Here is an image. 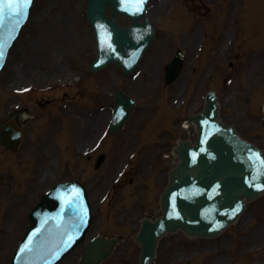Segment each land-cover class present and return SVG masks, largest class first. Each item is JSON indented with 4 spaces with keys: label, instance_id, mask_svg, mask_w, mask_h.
<instances>
[{
    "label": "rangeland",
    "instance_id": "374dc122",
    "mask_svg": "<svg viewBox=\"0 0 264 264\" xmlns=\"http://www.w3.org/2000/svg\"><path fill=\"white\" fill-rule=\"evenodd\" d=\"M87 1L37 0L1 77L0 127L20 100L27 108L22 118L28 122L20 150L15 153L0 145V264H10L15 247L30 225L27 213L41 194L57 181L73 178L89 187L94 221L88 238L98 232L124 237L104 264H138L140 246L135 237L140 220L161 213L159 199L168 182V171L179 161L172 155V148L178 139L195 138L194 127L187 126V118L201 111L204 97H199L194 86L189 56L174 83L165 85L164 73L165 63L178 46L191 49V44L196 48L192 32L182 35L181 45L176 40L197 21L184 6L171 8L178 0H153L148 13L160 27L136 75L125 76L114 64L92 74L89 64L96 56V46L85 16ZM187 1L181 3L187 4L189 10L201 8L197 3L201 1L206 13H211L215 4L224 8L231 4L223 15L213 13L210 23L216 30L211 34L219 31V25L223 28L230 8L241 14L240 23L246 31H257L263 0ZM121 20L128 23L125 18ZM240 43L239 46H244H237L236 51L246 49V41L241 39ZM47 50L53 60L46 66L42 53ZM217 54L222 56L221 51L217 50ZM226 63L223 61L222 69L228 67ZM247 80L243 74L233 86L245 88L243 92L250 96ZM61 82L66 83L65 89L60 88V92L54 89L52 96L40 102L41 95L35 91L25 95L14 92L25 86L43 87ZM116 86L139 102L124 130L105 137ZM65 92L68 103L61 110L63 115L59 120L55 110ZM220 92L223 119L264 147V120L256 115L260 117L261 112L255 108L246 115L242 91L234 89L233 94L238 97L232 98L222 84ZM252 111L255 113L251 115ZM242 116L251 117L252 124L242 122ZM98 140L100 147L93 150ZM101 154H105V159L99 169L95 164ZM127 165L132 172L116 182ZM108 192L110 197L104 201ZM248 205L239 221L217 237L191 238L183 232L166 235L160 240L153 264H264V194ZM80 250L81 247L60 264H78Z\"/></svg>",
    "mask_w": 264,
    "mask_h": 264
},
{
    "label": "water",
    "instance_id": "95a60500",
    "mask_svg": "<svg viewBox=\"0 0 264 264\" xmlns=\"http://www.w3.org/2000/svg\"><path fill=\"white\" fill-rule=\"evenodd\" d=\"M137 2L138 0H89L87 16L92 23V26L95 27L98 36L100 35L102 37L104 48L99 52V56L104 55L106 58L105 61L115 60L121 66H125V64L116 56L118 55L116 51L117 49L119 52H123V54L126 55L124 58L125 61L132 59L136 63L139 59V54H141L151 45L150 43H152L153 41L155 30L152 29L148 18H146V21L144 23L139 22V19L144 17V6L141 7V5L137 8ZM107 8L111 10V17L105 15ZM6 12V17L11 19V23H8L7 20H5L6 18L4 19L5 23L2 20ZM119 14L130 16L132 18V24L128 27H122L117 20ZM25 18H27V12L26 7L24 6H21L20 10L8 9L7 6L5 8L0 7V52L3 53V55L0 56V73L5 65L4 60L7 59V50H11V48L13 47L15 42L14 39H16L21 26L25 23ZM108 30L111 31V34L108 32ZM109 35H111V40L109 38ZM129 50L130 52H128ZM178 61L179 60L177 58V61L174 60L171 64L167 65V71H169L167 78L168 81H171L176 77L181 67V63L179 64ZM98 68H100L99 64L92 67L94 71L98 70ZM130 71L131 69L129 68L128 72ZM117 97L119 98L118 105L121 106V108H127V113L129 114L133 107L128 105V98L122 93H120ZM211 102H215V100H209V105L207 106V109L203 113H201L202 115L197 116L196 118L194 117L196 120H199L200 117H205L204 120L211 119V121L214 123V116L212 115V113H210V109L213 107V103ZM120 114L121 112L117 108L116 116L112 124L113 128L118 129L119 127H121L122 121L125 119V115L123 114L122 116H120ZM207 123L212 124L210 121H207ZM232 140L235 144L239 141L238 139H236L235 135L232 136ZM211 141L213 142V139ZM217 144L218 143L214 142L212 144L213 146H211V148L215 152L214 155L216 156L214 161H218V163L213 164V169H215V172H217L218 177H221L230 172V169H227V165H234L238 162V158L234 156L232 149H227L225 147L221 151V154L218 153ZM183 145H185V143H183ZM13 148L16 150L17 146L15 145V147ZM177 151L182 154V156L184 155L181 147L178 148ZM211 170L212 169L210 168V165H207L206 168H203V170L200 171V167H197L196 165H193L192 167L191 163H189L188 161L185 162V160L183 159L180 166H178V168L172 173V182L169 186L170 188L167 190L166 194H164L163 202L165 201V203L168 204V199L166 198L171 192L173 183L182 182L185 186H187L189 184L188 181L191 178L190 176L193 175L194 177H197L196 174L199 171L200 172L198 174V177L194 179V183H198L202 186L206 185L208 190L210 188V179L206 175H208ZM236 175H239L238 171H236ZM233 179H235V175L232 177V181L223 190V194L221 195H219V193H212L209 195L203 194L195 196L196 199L203 202L206 201L215 203V209L223 213L222 215H219L215 212V214L212 215L214 217H219L220 220H222L221 224L218 225L217 228L211 229L210 231H202L203 228L208 229L210 225L201 223L205 218L201 216V212L199 211V209L192 208L191 206L183 208L182 205H179L182 208L181 211L183 215L185 216V214H187V216L185 218L182 217L176 220H171L170 217L167 218L165 216L160 221V232L175 230V228L177 227H182L186 232L190 234L212 235L213 233L219 231V228L222 225L225 226L234 218L235 215H232L235 214V212L237 214L240 211V205L245 203L243 199L244 196L247 195L248 198H253L258 192L261 191V189H256L254 187L248 189V191L240 190L239 188L241 187V185L237 182L233 183ZM250 186L252 187V185H249V187ZM234 197H236V199H234ZM234 200H236V204ZM81 204H76L74 207H71L70 203V205L64 207L62 206L59 210L58 201L55 200V198H53L51 195L46 196L37 208V211H43V224L40 225L38 229H35L34 232L40 233L49 219H56L61 223V219L63 217L62 213H64L65 209H68L70 214H73L75 211H77V213L80 215V218L78 219L74 214V219L69 224L70 234L69 232L67 234V237H69L70 235L72 241H75L77 237L79 238L82 235V232L87 227V221H85L84 218V216H86L85 209L83 212ZM237 204L239 205L238 212L237 210H235L230 215L225 214L226 212L233 210ZM46 209L52 210L54 214H49ZM30 216L34 222H37L36 216H40V213H37L36 215L35 211ZM47 217L48 219H46ZM67 237H65V240ZM82 238L83 235L81 236V238H79V240L81 241ZM116 242V239H109L105 237H99L93 242H87L84 249V258L82 260V264H99L101 260L107 258L111 254ZM147 251L148 248L145 249V256L147 255Z\"/></svg>",
    "mask_w": 264,
    "mask_h": 264
},
{
    "label": "flooded vegetation",
    "instance_id": "af4514ba",
    "mask_svg": "<svg viewBox=\"0 0 264 264\" xmlns=\"http://www.w3.org/2000/svg\"><path fill=\"white\" fill-rule=\"evenodd\" d=\"M238 56V55H237ZM249 58H251L250 60H255V59H257V58H255V56L253 55V54H250V56H249ZM250 68H249V70H248V72L249 73H251V74H255V73H258V72H261V70L260 69H255L254 68V64H253V61L250 63Z\"/></svg>",
    "mask_w": 264,
    "mask_h": 264
},
{
    "label": "bare ground",
    "instance_id": "6f19581e",
    "mask_svg": "<svg viewBox=\"0 0 264 264\" xmlns=\"http://www.w3.org/2000/svg\"><path fill=\"white\" fill-rule=\"evenodd\" d=\"M58 38H59V37H58ZM95 124H96V123H95ZM224 147H225V146H224ZM225 148H226V147H225ZM222 150H223V145H222L221 141H219L218 144H217V152L220 153ZM211 160H212V159H211ZM200 161H201V162H204V159L201 158ZM212 162H213V164H214V163H215V164L218 163V161H214V160H212Z\"/></svg>",
    "mask_w": 264,
    "mask_h": 264
},
{
    "label": "snow or ice",
    "instance_id": "6c2138e0",
    "mask_svg": "<svg viewBox=\"0 0 264 264\" xmlns=\"http://www.w3.org/2000/svg\"><path fill=\"white\" fill-rule=\"evenodd\" d=\"M26 2L27 3H31V0H26ZM138 2L140 3V4H143L144 3V0H138ZM137 10H139V9H137ZM3 55V53L2 52H0V56H2ZM239 209H237V211H238Z\"/></svg>",
    "mask_w": 264,
    "mask_h": 264
}]
</instances>
